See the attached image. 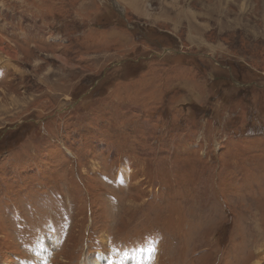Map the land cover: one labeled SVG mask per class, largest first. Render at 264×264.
I'll return each mask as SVG.
<instances>
[{
  "label": "rangeland",
  "instance_id": "obj_1",
  "mask_svg": "<svg viewBox=\"0 0 264 264\" xmlns=\"http://www.w3.org/2000/svg\"><path fill=\"white\" fill-rule=\"evenodd\" d=\"M0 264H264V0H0Z\"/></svg>",
  "mask_w": 264,
  "mask_h": 264
},
{
  "label": "bare ground",
  "instance_id": "obj_2",
  "mask_svg": "<svg viewBox=\"0 0 264 264\" xmlns=\"http://www.w3.org/2000/svg\"><path fill=\"white\" fill-rule=\"evenodd\" d=\"M7 54V53H6ZM7 56H9V54H7ZM15 56V55H14ZM10 57V56H9Z\"/></svg>",
  "mask_w": 264,
  "mask_h": 264
}]
</instances>
